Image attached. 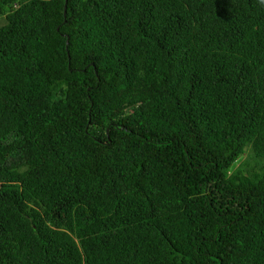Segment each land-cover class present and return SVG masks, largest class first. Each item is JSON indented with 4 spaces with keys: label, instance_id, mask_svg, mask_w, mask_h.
Segmentation results:
<instances>
[{
    "label": "trees",
    "instance_id": "16d2710c",
    "mask_svg": "<svg viewBox=\"0 0 264 264\" xmlns=\"http://www.w3.org/2000/svg\"><path fill=\"white\" fill-rule=\"evenodd\" d=\"M0 15V264H264V0Z\"/></svg>",
    "mask_w": 264,
    "mask_h": 264
},
{
    "label": "rangeland",
    "instance_id": "374dc122",
    "mask_svg": "<svg viewBox=\"0 0 264 264\" xmlns=\"http://www.w3.org/2000/svg\"><path fill=\"white\" fill-rule=\"evenodd\" d=\"M5 22L4 16L0 15V25H2Z\"/></svg>",
    "mask_w": 264,
    "mask_h": 264
}]
</instances>
